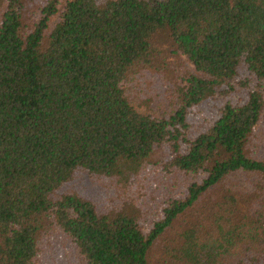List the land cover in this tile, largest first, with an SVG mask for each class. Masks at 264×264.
Here are the masks:
<instances>
[{
    "label": "trees",
    "instance_id": "trees-1",
    "mask_svg": "<svg viewBox=\"0 0 264 264\" xmlns=\"http://www.w3.org/2000/svg\"><path fill=\"white\" fill-rule=\"evenodd\" d=\"M5 2L0 264H264V0Z\"/></svg>",
    "mask_w": 264,
    "mask_h": 264
},
{
    "label": "rangeland",
    "instance_id": "rangeland-1",
    "mask_svg": "<svg viewBox=\"0 0 264 264\" xmlns=\"http://www.w3.org/2000/svg\"><path fill=\"white\" fill-rule=\"evenodd\" d=\"M33 1L40 2L41 0H33ZM98 1H104V0H98ZM5 7H6L5 0H0V21L2 19V15L4 14ZM69 186H71V183L69 184ZM72 186L75 187L77 190L83 191L85 194L88 195V197L91 200L95 199L96 194L99 193L97 185L87 174H81L78 180H76L72 184Z\"/></svg>",
    "mask_w": 264,
    "mask_h": 264
}]
</instances>
